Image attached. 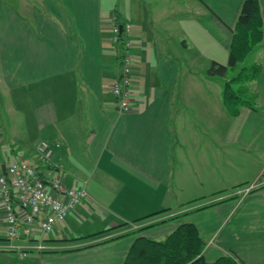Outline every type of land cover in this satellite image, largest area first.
Returning a JSON list of instances; mask_svg holds the SVG:
<instances>
[{
  "label": "crops",
  "instance_id": "crops-1",
  "mask_svg": "<svg viewBox=\"0 0 264 264\" xmlns=\"http://www.w3.org/2000/svg\"><path fill=\"white\" fill-rule=\"evenodd\" d=\"M243 1L0 0V175L22 157L44 180L58 173L90 194L44 235L71 249L63 252L7 254L0 216L2 264H124L135 239H165L183 222L198 227L208 261L264 264V40L251 51L261 68L251 103L237 115L204 69L229 56ZM113 10L133 25L129 113L110 90L121 73L106 22ZM42 140L54 149L47 163L37 161ZM245 182L256 187L237 206L232 193ZM220 190L231 198L185 215ZM165 209L131 234L136 219Z\"/></svg>",
  "mask_w": 264,
  "mask_h": 264
},
{
  "label": "built area",
  "instance_id": "built-area-1",
  "mask_svg": "<svg viewBox=\"0 0 264 264\" xmlns=\"http://www.w3.org/2000/svg\"><path fill=\"white\" fill-rule=\"evenodd\" d=\"M109 25L110 41L118 50L121 61V73L113 78L110 90L118 111L128 113L132 110L135 77V61L131 52L133 42L128 35L133 25L129 20L122 22L121 15L115 10L109 16ZM124 33L127 38H123ZM53 155L51 145L46 140L40 141L37 145V161L47 163ZM255 187L256 184L249 185L244 191L247 194ZM89 195L86 184L68 185L58 173L44 180L36 165L18 157L0 175V216L5 221L6 239L10 246L17 248L20 258L59 249L52 246L54 243L48 242L44 235L56 231L58 223L64 221L72 210L78 209ZM37 220L38 237L33 231Z\"/></svg>",
  "mask_w": 264,
  "mask_h": 264
},
{
  "label": "trees",
  "instance_id": "trees-1",
  "mask_svg": "<svg viewBox=\"0 0 264 264\" xmlns=\"http://www.w3.org/2000/svg\"><path fill=\"white\" fill-rule=\"evenodd\" d=\"M263 40L264 25L260 2L259 0H244L233 29L228 63L225 64L213 60L207 70L210 75L223 77L227 76L229 68L235 71L238 70L235 72V75L225 81L223 89L224 104L232 115H237L241 106L251 103L250 97H252V94L249 91L248 83L258 76L261 68L255 62L248 65H242V63L255 46L263 42ZM248 93H250V97H247ZM245 185H248V182L241 183L235 187ZM261 187H264V185ZM225 191L220 190L212 195H219ZM229 198L211 201L209 204L195 208L192 211L190 210L185 215L222 203ZM163 211H166V209L138 218L135 222L142 221ZM118 237H121V235L115 236L110 240ZM46 240L51 242L48 239ZM206 244L196 224L193 222H183L165 239L155 240L145 237L135 239L124 264H239L235 256L231 254H226L214 261H208L204 256ZM67 250L71 249H56L50 252H63Z\"/></svg>",
  "mask_w": 264,
  "mask_h": 264
},
{
  "label": "rangeland",
  "instance_id": "rangeland-1",
  "mask_svg": "<svg viewBox=\"0 0 264 264\" xmlns=\"http://www.w3.org/2000/svg\"><path fill=\"white\" fill-rule=\"evenodd\" d=\"M117 13H119L120 15H121V13L118 11V10H115ZM112 13V12H111ZM110 13V14H111ZM122 18V17H121ZM107 20H109V18L107 19ZM124 21H127V20H125V19H122V22H124ZM106 22H108L109 23V21H106ZM107 23V24H108ZM122 26H123V24H121ZM109 29H110V27H108ZM132 31H133V27H132V30L130 31V33L128 34L129 35V38L131 39V37H130V35H131V33H132ZM110 35H111V30H110ZM127 34L126 33H124L123 34V38H127V36H126ZM194 39V41L196 42V43H198L199 44V46L200 47H202V48H204L205 49V47H208V44H206V41H205V39L204 40H201V38H196V36H195V38H193ZM191 40H192V38L190 39V40H188L187 39V41H188V43L190 44L191 43ZM131 50H132V48H131ZM186 55H188V54H186ZM208 55V57H212L214 54L213 53H209V54H207ZM217 55H220V54H217ZM222 55V54H221ZM229 57V56H228ZM228 57H227V59L225 60V64L226 63H228ZM134 61H135V63H134V66H136V64H137V61H136V58L134 57ZM250 62L252 63L253 62V55L250 53L248 56H247V58L245 59V61L242 63V65H248V64H250ZM195 66H197V65H199V63H200V61H198V60H195ZM239 68V67H238ZM205 69V74H207V68H204ZM238 71V70H237ZM237 71H235V70H233L232 68H229V71H228V73H227V76H218V75H216L215 76V78H217V82H218V80H219V82L217 83V84H223V83H225V81L227 80V79H229V78H231L233 75H235V72H237ZM136 72V71H135ZM135 74V73H134ZM135 76V75H134ZM111 85V84H110ZM216 86V85H215ZM223 86H224V84H223ZM136 87H137V78L136 77H134V90H133V100H134V94H135V90H136ZM245 97H246V95L245 94H243ZM251 95H250V93H248L247 94V97H250ZM250 99L252 100V97H250ZM133 102V101H132ZM129 113V112H128ZM13 159V158H12ZM253 184H255V183H248V185H245V186H243V189H241V190H238V191H233V193H232V195H235V198H237V206H239V203L240 202H242V199L245 197V195L244 194H246V191H244L245 189H246V187L247 186H249V185H253ZM245 187V188H244ZM224 193V192H223ZM248 194V193H247ZM246 194V195H247ZM220 195H222V193H220ZM220 195H215L214 197H212L213 198V201H215V200H222L225 196H220ZM227 196V195H226ZM88 198V197H87ZM79 208V207H78ZM237 208V207H236ZM164 216V215H163ZM68 217V216H67ZM152 217H154V216H152ZM152 217H150V218H152ZM149 218V219H150ZM149 219H146V220H142V221H139L137 224V229H135V230H133L132 231V233L131 232H129L128 231V233L127 232H125V234H134V233H137V232H141L142 230H146V229H148V228H151L153 225H151V224H146L148 221L147 220H149ZM39 221V220H38ZM150 221V220H149ZM159 221H161V220H159ZM91 222V221H90ZM93 222V221H92ZM145 223V225H143ZM152 224H155V223H152ZM146 226V227H145ZM145 227V228H144ZM131 230V229H130ZM134 231H137V232H134ZM120 235V234H119ZM118 236V235H117ZM5 237H6V224H5ZM115 237V236H114ZM215 238H216V234L214 235V236H212L211 237V239H210V243H213L214 241H215ZM6 240V243L4 244V246H6V247H11V248H13V249H11V251L10 250H7V251H5V252H7V254H13V255H15V256H17V254H18V252H17V248L16 247H14V246H10V244H9V242H8V240L7 239H3V241H5ZM2 240H0V242H1ZM2 241V242H3ZM52 243V242H51ZM60 245H62V244H53L52 246H55L56 248L58 247L59 248V250L61 249L59 246ZM62 246H64V244L62 245ZM47 249V248H46ZM63 250V249H62ZM1 252H4V251H0V255L2 254ZM44 252H50V250H45V251H42V252H40V253H37L38 255L39 254H42V253H44ZM2 260L3 259H0V264H2Z\"/></svg>",
  "mask_w": 264,
  "mask_h": 264
},
{
  "label": "water",
  "instance_id": "water-1",
  "mask_svg": "<svg viewBox=\"0 0 264 264\" xmlns=\"http://www.w3.org/2000/svg\"><path fill=\"white\" fill-rule=\"evenodd\" d=\"M121 30H123V26L121 25ZM4 172H6V170H4Z\"/></svg>",
  "mask_w": 264,
  "mask_h": 264
}]
</instances>
